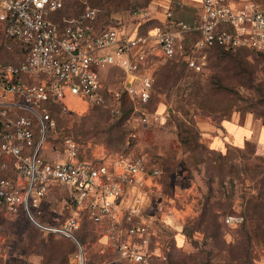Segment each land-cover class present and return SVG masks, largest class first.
I'll use <instances>...</instances> for the list:
<instances>
[{"label": "rangeland", "instance_id": "374dc122", "mask_svg": "<svg viewBox=\"0 0 264 264\" xmlns=\"http://www.w3.org/2000/svg\"><path fill=\"white\" fill-rule=\"evenodd\" d=\"M88 1L99 10V29L131 23L147 32L161 24L169 0ZM136 4L148 8V19L130 15ZM80 7L68 0L63 13H77ZM194 41L188 40V52ZM203 53L205 65L196 72L180 58L168 60L153 51L146 64L153 77L150 100L140 107L150 117L146 124L134 116L125 125L102 107L68 99L69 110L52 115L56 134L47 138L44 151L48 159L60 160L65 139H70L78 159L109 163L128 150L129 132L135 130L129 153L143 154L161 172L147 176L139 190L147 212L154 215L150 248L155 264H264L261 237L248 245L242 229L244 201L264 188V56L245 48L235 54L216 49ZM20 59L21 53L3 50L0 36V63ZM101 77L104 90H123L126 77L121 69L103 68ZM177 106L187 113L182 116ZM125 108L128 112L129 106ZM221 119L228 120L226 128L211 129ZM178 122L186 133L178 134ZM2 160L10 163V158ZM66 196L64 188H53L42 213L54 208L63 224L70 215ZM215 204L221 208L209 207ZM84 216L80 212L77 228L70 231L73 238L42 231L21 210L8 213L0 206V264H128L117 259L104 226ZM49 217L40 221L54 226ZM227 217L232 222H226Z\"/></svg>", "mask_w": 264, "mask_h": 264}, {"label": "built area", "instance_id": "2783aa9c", "mask_svg": "<svg viewBox=\"0 0 264 264\" xmlns=\"http://www.w3.org/2000/svg\"><path fill=\"white\" fill-rule=\"evenodd\" d=\"M67 1L0 0L1 47L21 53L17 63H0V206L8 213L21 210L37 227L66 235L77 228L85 208L104 226L118 260L155 264L150 248L154 215L147 212L139 190L147 176L161 172L143 154L129 153L135 130L129 132L128 150L110 163L78 159L70 139H65L62 159H48L46 136L55 131L56 121L47 104L57 103L64 114L69 110L66 99H80L117 116L125 93L133 103L130 120L137 116L146 124L150 117L140 107L152 89L146 63L153 51L168 60L182 58L196 72L205 65L203 52L216 45L264 53V0H201L199 13L189 22L165 8L161 24L142 33L124 26L99 29L98 8L76 0L81 7L67 15ZM130 15L146 20L148 8L136 4ZM188 33L197 34L191 52L183 43ZM109 66L124 72L123 90L103 89L100 71ZM4 157L10 158L9 164ZM56 187L66 190V207H74L62 227L40 221L46 214L57 220L54 208L45 214L41 210Z\"/></svg>", "mask_w": 264, "mask_h": 264}, {"label": "trees", "instance_id": "16d2710c", "mask_svg": "<svg viewBox=\"0 0 264 264\" xmlns=\"http://www.w3.org/2000/svg\"><path fill=\"white\" fill-rule=\"evenodd\" d=\"M166 6H167L168 10H170L172 12V14L174 15V17L177 18V19H182L184 21L189 22V21H192L196 17V13L195 14L194 13H190L189 12L190 8H185V6L182 5L180 0H169ZM140 33H142V32H140ZM191 37H194L195 40H196L197 39V34L196 33H188V34L185 35V38L183 39V43H184V47H185V51L186 52H188L187 51V44H188V40ZM212 49L219 50V51H221V52H223L225 54H235L236 52H238L239 50L244 49V48H239V49H237L235 51H232V50H229V49H225L222 46L216 45V46L210 47L207 50H212ZM14 51H17L18 53H20L19 50H14ZM260 54H262L264 56V53H260ZM180 59H181V61L184 64H186V62L182 58H180ZM148 60H147V62H148ZM106 68H116V67L109 66V67H106ZM102 81H103V79L101 77V71H100V82H101V84H102ZM149 100H150V93H149L148 102H149ZM148 102L143 104L141 107L142 108L145 107L148 104ZM126 105L129 106V111L128 112H126V108H125ZM47 108H48V111L50 112L51 116L53 115L54 112L60 113V107H59V105L57 103H48L47 104ZM177 108H178L177 110L179 111V113L182 116L187 113L185 111V109H183L182 106H177ZM132 113H133L132 100L129 98V96H127V94L123 93L122 105H121L120 113L117 116H114V117L118 118V120H120L125 125H127L128 121L130 120V117H131ZM222 120H224V119H221V121ZM177 126L179 128L178 134L181 133V132L186 133L188 131L185 128L183 122H178ZM55 134L56 133H55L54 130H49L48 133H47V136H46V140H47V138L49 136H53L54 137ZM197 147H198V145H197ZM92 163L95 164V165H98V164H102V163H106V162L98 161V162H92ZM58 188H60V187H58ZM66 194H67V192H66ZM243 204H244V207H243L242 215L244 216V219H243V222H242V224H243L242 229L245 230V234L247 235L246 238H247V241H248V245H251V240L254 237H257V238L261 237V239H262V241L264 243V188L259 189L257 191V194L251 196L250 198H247V200H245ZM207 207L208 206H206L205 208H207ZM209 207L211 209H214V208H216V207L218 208L220 206H219V204H215V205L209 206ZM73 208H74L73 206H70V205L67 206V210H68L69 214H71V211H72ZM210 208H207V209H209L211 211ZM223 209L225 210L226 208H223ZM80 212H81V214L83 213L85 215L83 218L87 217V219L90 222H92L94 224H97L89 216L87 209H85V208L81 209ZM212 215H213L211 217L212 220L213 219L215 220V217H217V215L214 214V213H212ZM49 218L51 219V216ZM51 220L54 222L53 225H55L57 227L63 226V224H64V223L62 224V223L59 222L60 214H59V216H58L56 221H54L53 218ZM99 226H101V225H99ZM39 229H41V228H39ZM41 230L42 231H47V232H53V231H50V230H44V229H41Z\"/></svg>", "mask_w": 264, "mask_h": 264}, {"label": "crops", "instance_id": "0c3cea01", "mask_svg": "<svg viewBox=\"0 0 264 264\" xmlns=\"http://www.w3.org/2000/svg\"><path fill=\"white\" fill-rule=\"evenodd\" d=\"M180 1H181L182 5L185 6V8H190V11H189L190 13H194V14L197 13L199 5H200V0H180ZM196 7H197V9H196ZM124 27H126L129 31L135 30V28L133 27V24H131V23H129L127 26L124 25ZM65 102L68 104V99H66ZM227 122H228V120L224 119V120L220 121L217 126L211 124L212 125L211 129L223 131V129H225L227 126ZM215 149H218V148H215Z\"/></svg>", "mask_w": 264, "mask_h": 264}, {"label": "water", "instance_id": "95a60500", "mask_svg": "<svg viewBox=\"0 0 264 264\" xmlns=\"http://www.w3.org/2000/svg\"><path fill=\"white\" fill-rule=\"evenodd\" d=\"M70 236H72V234L70 235ZM73 237V236H72ZM74 238V237H73Z\"/></svg>", "mask_w": 264, "mask_h": 264}]
</instances>
